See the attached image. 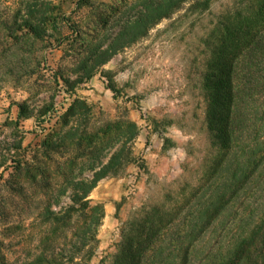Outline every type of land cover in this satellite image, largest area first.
I'll use <instances>...</instances> for the list:
<instances>
[{"label":"rangeland","instance_id":"rangeland-1","mask_svg":"<svg viewBox=\"0 0 264 264\" xmlns=\"http://www.w3.org/2000/svg\"><path fill=\"white\" fill-rule=\"evenodd\" d=\"M161 1L0 0V264H31L41 251L49 259V249L69 248L79 213L71 212L68 227L54 234L48 217L77 208L72 189L59 194L57 167L74 158L72 175L91 177L73 139L84 129L108 127L111 138L129 120L138 135L131 161L89 194V205L103 208L97 246L72 264H110L125 222L144 207L168 204L201 178L216 153L203 80L212 30L249 0H187L156 20ZM137 21L140 27L130 31ZM113 44L110 59L96 65ZM90 69L93 75L83 79ZM75 100L89 110L68 116ZM113 139L101 163L121 148L123 140Z\"/></svg>","mask_w":264,"mask_h":264},{"label":"trees","instance_id":"trees-1","mask_svg":"<svg viewBox=\"0 0 264 264\" xmlns=\"http://www.w3.org/2000/svg\"><path fill=\"white\" fill-rule=\"evenodd\" d=\"M186 1L162 0L153 10L154 18H164ZM222 18L212 30L215 36L210 38L211 55L203 76L208 91L205 119L216 153L196 185L179 189L178 197L168 204L162 201L142 208L140 215L123 224L110 264H264V0H249L244 8ZM139 27L137 21L128 29ZM113 46L101 51L93 62L105 64L113 55L108 52ZM83 75V79L89 78L93 71ZM75 108L81 113L89 110L84 101L75 100L68 116ZM112 131L111 138L108 127L100 133L84 129L77 138L68 133L82 151L77 157H87L91 177L77 178L81 171L72 175L74 158L56 168L55 174L63 179L59 194L72 189L71 200L77 208H68L61 216H47L54 223L49 233L60 226L67 228L71 212L79 213L81 223L72 232L73 240L67 242L69 248L49 249V259L41 251L31 264H72L76 258L92 255L103 208L99 203L89 205V194L101 179L114 176L131 161V143L138 135L137 126L129 120L120 131L118 127ZM114 137L123 140L121 148L101 163L105 151L113 147ZM47 146L51 148V144ZM87 243L92 247L85 252Z\"/></svg>","mask_w":264,"mask_h":264},{"label":"crops","instance_id":"crops-1","mask_svg":"<svg viewBox=\"0 0 264 264\" xmlns=\"http://www.w3.org/2000/svg\"><path fill=\"white\" fill-rule=\"evenodd\" d=\"M101 181H99L98 183H100ZM98 186V185H97ZM97 186L95 187V189L97 188Z\"/></svg>","mask_w":264,"mask_h":264}]
</instances>
